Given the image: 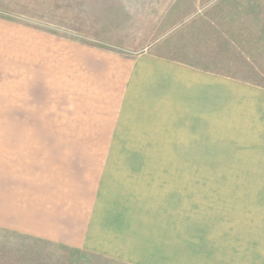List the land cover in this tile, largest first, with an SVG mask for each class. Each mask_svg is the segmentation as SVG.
I'll return each mask as SVG.
<instances>
[{
    "label": "rangeland",
    "instance_id": "obj_1",
    "mask_svg": "<svg viewBox=\"0 0 264 264\" xmlns=\"http://www.w3.org/2000/svg\"><path fill=\"white\" fill-rule=\"evenodd\" d=\"M0 18L12 37L0 130L76 163L170 165L165 176L202 191L172 260L264 264V0H0ZM23 27L43 35L42 68L26 81L14 46ZM85 49L106 67L83 64ZM139 55L154 60V82L138 91L143 105L123 106L134 96L124 99L115 57ZM157 61L186 70L160 76ZM15 227H0V264H127Z\"/></svg>",
    "mask_w": 264,
    "mask_h": 264
},
{
    "label": "crops",
    "instance_id": "obj_2",
    "mask_svg": "<svg viewBox=\"0 0 264 264\" xmlns=\"http://www.w3.org/2000/svg\"><path fill=\"white\" fill-rule=\"evenodd\" d=\"M42 37L36 30L19 29L14 46L22 81L27 79L24 74L37 75L42 68ZM79 52H89L86 56L90 60H83V64L90 70L98 72L106 67L97 51ZM11 58V27L0 18V74L11 72ZM154 64L147 55L115 57L117 79L126 83L124 99L134 96V103L124 100L123 106L143 105L135 99L139 98L140 88L149 80L154 82L150 76ZM159 66L160 76H168L171 69L186 70L166 63ZM138 111L134 108V115ZM12 137L21 136L0 130L1 228L16 226L20 233L31 237L122 263L176 264L172 258H180L181 246L185 249L187 244L188 212L202 207L197 199L202 191L198 190L197 196L196 185L192 188L190 179L165 176L162 171L171 169L168 164L76 163L69 160L67 151L61 153V158L55 155L57 152L44 151V147L34 146L28 152L26 145L21 148V141H12ZM16 150L18 158L14 161L12 153ZM14 179L17 188L12 185Z\"/></svg>",
    "mask_w": 264,
    "mask_h": 264
}]
</instances>
